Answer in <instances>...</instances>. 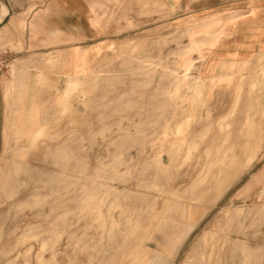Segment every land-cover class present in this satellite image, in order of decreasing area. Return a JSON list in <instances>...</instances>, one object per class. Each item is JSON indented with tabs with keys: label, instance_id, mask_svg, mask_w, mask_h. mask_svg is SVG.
<instances>
[{
	"label": "rangeland",
	"instance_id": "obj_1",
	"mask_svg": "<svg viewBox=\"0 0 264 264\" xmlns=\"http://www.w3.org/2000/svg\"><path fill=\"white\" fill-rule=\"evenodd\" d=\"M181 23L111 46L101 72L83 75L45 102L26 131L12 115L11 133L0 142V264H108L114 255L115 264H146L149 249L150 258L167 253L160 264H241L244 257L233 248L244 241L256 254L253 264H264L258 73L241 69L219 80L202 72L209 49H196L190 76L201 75L208 85L201 93L193 81L188 92L178 51L193 24ZM8 45L0 40V76H10ZM251 112L255 123L248 121ZM246 128L255 136L247 137ZM174 143L179 150L171 153ZM108 189L121 206L113 219L129 214L141 232L121 252L123 233L117 229L108 240L97 212L84 206L94 192L106 216Z\"/></svg>",
	"mask_w": 264,
	"mask_h": 264
},
{
	"label": "crops",
	"instance_id": "obj_2",
	"mask_svg": "<svg viewBox=\"0 0 264 264\" xmlns=\"http://www.w3.org/2000/svg\"><path fill=\"white\" fill-rule=\"evenodd\" d=\"M3 3L11 14L0 28V40L9 43L6 50L12 62L10 76H0V142L11 133L12 115L23 125L20 131H26L29 117L38 116L45 102L76 80L82 82L83 75L100 73L111 46L138 40L145 31L173 21L192 25L217 20L219 39L205 54L202 72L228 78L241 69L258 73L253 80L259 92L254 104L260 107V115L264 114V0H5ZM3 3L0 1V12ZM148 42L155 43V38L150 35ZM147 56L155 57L154 45ZM195 57L199 59L197 53ZM253 114L247 119L255 123ZM263 126L260 123V132L264 131ZM246 132L247 137L255 136L252 129L246 128ZM258 137L263 139L259 143L262 149L264 133Z\"/></svg>",
	"mask_w": 264,
	"mask_h": 264
},
{
	"label": "bare ground",
	"instance_id": "obj_3",
	"mask_svg": "<svg viewBox=\"0 0 264 264\" xmlns=\"http://www.w3.org/2000/svg\"><path fill=\"white\" fill-rule=\"evenodd\" d=\"M3 2H4V0H2ZM13 12V11H12ZM8 14H9V11L7 10V8L5 7V5L3 6V8L1 9V12H0V21H2L3 19H5L7 16H8ZM141 17V16H140ZM215 21H217V20H215ZM215 21H213V20H208V21H205V22H202V23H196V24H193L192 26H190V28H187V29H189V32L187 33V34H185V35H182V37H184V36H187L188 37V43L184 46V47H180V49H179V56L182 58V59H185V65H184V69H185V71H186V74H184V75H186V79H184L185 80V82H184V80H181L180 82H184L185 83V89L189 92V91H191L192 90V88H193V85H194V82L193 81H196L197 80V82L198 83H200L201 84V86H200V91H201V93H203V89H204V84H205V81H204V79H202V77H201V75H199V76H197L196 77V79H195V77L193 78L192 76H190V70H192V67L194 66V60H193V58H190V55H191V53L193 52V51H195L196 49H212V48H214L216 45H217V42H218V39H219V34H218V31H216V29L218 28V25H217V23L215 22ZM187 27V26H186ZM12 29V28H11ZM186 29V28H185ZM176 32V31H175ZM174 36H175V34H174ZM115 48V47H114ZM207 53V52H206ZM205 54V53H204ZM204 56V55H203ZM201 56H199V58H200ZM205 57V56H204ZM256 57V56H255ZM202 58V57H201ZM204 59V58H203ZM252 61V60H251ZM143 62H147V61H143ZM239 62V61H238ZM244 62V61H243ZM223 63V62H222ZM246 63V62H245ZM174 65V64H173ZM227 65V64H226ZM233 65V64H232ZM176 67V66H175ZM170 69V68H169ZM220 71V70H219ZM224 71V70H223ZM227 71V70H226ZM170 72H172L173 74H175V75H178V74H180L181 73V71H180V69H171L170 70ZM185 73V72H184ZM200 74V73H199ZM220 74V73H219ZM222 74V73H221ZM224 75V74H223ZM211 77V76H210ZM215 77H217V75L215 76ZM195 79V80H194ZM227 79V77L226 76H219V80H226ZM211 80H215V78H213V79H211ZM155 81V80H154ZM196 82V83H197ZM183 83V84H184ZM148 84V83H147ZM207 85H208V83H206ZM205 84V85H206ZM170 85V84H169ZM182 85V84H181ZM161 86V85H160ZM199 86V85H198ZM197 86V87H198ZM143 87V86H142ZM180 87H184V85H182V86H180ZM115 88V87H114ZM195 89H196V87H195ZM228 89V88H227ZM132 91V90H131ZM159 91V90H158ZM176 91V90H175ZM197 92V91H196ZM195 92V93H196ZM131 93V92H130ZM181 93V92H180ZM200 93V94H201ZM205 93V92H204ZM176 94V93H175ZM197 94V93H196ZM195 94V95H196ZM165 95V94H164ZM191 95V94H190ZM189 95V96H190ZM194 94H193V96H195ZM157 96V95H156ZM162 96V95H161ZM192 96V97H193ZM199 95H197V97H198ZM159 97H160V95H159ZM191 97V98H192ZM120 98V97H119ZM166 98V97H165ZM195 99V98H194ZM197 99V98H196ZM164 101V100H163ZM167 101V100H166ZM165 101V105L167 104V102ZM191 101V100H190ZM198 101V100H197ZM59 102V101H58ZM44 103V102H43ZM181 104V103H180ZM187 107V106H186ZM227 107V106H226ZM177 108H178V106H177ZM195 108V107H194ZM198 108V107H197ZM174 109H176V107L174 108ZM183 110V109H182ZM181 110V111H182ZM168 112H169V110H167ZM226 111V110H225ZM164 112V111H163ZM167 112V113H168ZM185 112H186V110H185ZM188 112V111H187ZM173 113V112H172ZM195 113V112H194ZM146 115H148V114H146ZM192 116V115H191ZM31 118V117H30ZM37 118V117H36ZM40 118V117H39ZM188 118V117H187ZM192 118V117H191ZM65 119V118H64ZM168 120V119H167ZM71 121V120H70ZM170 121V120H169ZM168 121V122H169ZM188 121L190 122V118L188 119ZM130 124V123H129ZM166 124H168V123H166ZM189 124V123H188ZM165 127V126H164ZM41 128V127H40ZM43 129V128H42ZM171 129V128H170ZM180 130V129H179ZM45 131V130H44ZM164 132V131H163ZM174 132V131H173ZM168 134V133H167ZM167 134H165V135H167ZM176 134V133H175ZM179 134H181V133H179ZM179 134L177 135V136H179ZM253 134V133H252ZM32 136L33 135H35V133H33V134H31ZM79 135V134H78ZM109 135V134H108ZM172 135H173V133H172ZM254 135V134H253ZM169 136H171V134L169 135ZM28 137V136H27ZM180 137V136H179ZM33 138V137H32ZM172 138V137H171ZM170 138V139H171ZM38 140V139H37ZM36 140V141H37ZM165 140V139H164ZM163 140V141H164ZM31 142H34V141H31ZM251 143V142H250ZM259 144V143H258ZM257 144V145H258ZM34 145V144H33ZM164 145V144H163ZM92 146V145H91ZM253 146V145H252ZM260 146V145H259ZM179 148V144H177V143H174L171 147H170V149H169V151L171 152V153H176V152H178V149ZM247 148H248V146H247ZM27 149V148H26ZM25 150V149H24ZM253 150V149H252ZM254 150H256V149H254ZM256 152V151H255ZM254 152V153H255ZM260 152V151H259ZM248 153V152H247ZM256 153H258V152H256ZM252 154V153H251ZM251 154H250V159H251ZM34 159V158H33ZM222 164H224L223 162H222ZM107 167V166H106ZM205 170V169H204ZM224 170V169H223ZM112 172V171H111ZM220 172H223L222 171V169L220 170ZM110 174H112V173H110ZM113 174H116V172H113ZM104 181V180H103ZM154 188H156V187H154ZM114 192H113V190H111V189H108V191H107V209H106V216H104V212H102L101 211V208H100V203H99V201H98V198L94 195V192H92L91 193V196L90 197H88L87 199H88V201L86 202V203H84V206H91L92 207V209L93 210H95L96 212H97V214H98V216L100 217V219H98L99 221H101V226L106 230V232H107V238H108V240H112L113 239V235H114V232L118 229V231H120V233H123V235H124V245H122L121 247H120V251L119 252H121V251H124V249L127 247V245H126V243L128 242V240H130L132 237H134V236H138V235H140V231H139V225L133 220V218L129 215H126V213H124V212H122V215H121V218H120V220L119 221H116V220H114L113 219V210H115V209H119V208H121V206L117 203V201H116V197L115 198H113L112 197V194H113ZM122 198V197H121ZM181 198V197H180ZM188 199V198H187ZM179 200V199H178ZM191 200V199H190ZM192 203V202H191ZM200 204V203H199ZM83 206V207H84ZM175 206H176V204H175ZM174 206V207H175ZM170 208H172V207H170ZM244 210V209H243ZM242 210V208L241 209H238L237 210V213L238 214H241V212L243 211ZM229 211H230V209H229ZM229 211H228V213H229ZM226 214H227V212H226ZM156 215V214H155ZM227 215H229V214H227ZM242 216V215H241ZM154 217V216H153ZM187 218V217H186ZM151 219V218H150ZM154 218H152V220H153ZM160 220V219H159ZM166 220V219H165ZM167 221V220H166ZM171 222V221H170ZM195 222H197V221H195ZM166 222L164 221L163 223H162V226H164V224H165ZM190 223V222H189ZM188 223V224H189ZM183 224H185V223H183ZM192 225V224H191ZM126 227V230H124V229H122V227ZM194 226V225H193ZM100 227V226H99ZM146 227V226H145ZM187 227H189V226H187ZM191 227V226H190ZM195 227V226H194ZM189 229V228H188ZM241 229V228H240ZM189 231H190V229H189ZM188 230H187V232H189ZM210 231H212V229H210ZM215 231V230H214ZM91 232V231H90ZM182 233V232H181ZM190 233V232H189ZM104 234V233H103ZM210 234H212L211 232H210ZM244 234V233H243ZM188 235V234H187ZM215 235V234H214ZM227 235V234H226ZM59 236V235H58ZM184 236H185V233H184ZM209 236V235H208ZM211 236V235H210ZM209 236V237H210ZM232 236V235H231ZM120 237V236H119ZM209 237H207V238H209ZM226 237V236H225ZM228 237V236H227ZM176 238L178 239V237L176 236ZM183 238V237H182ZM218 238H220V237H218ZM232 238V237H231ZM239 238H240V236H239ZM244 238V237H243ZM247 238V237H246ZM146 239H148V237H146L145 239H144V241L146 240ZM155 239H157V238H155ZM160 239V238H159ZM186 239V238H185ZM222 239V238H221ZM233 239V238H232ZM218 240V239H217ZM149 241V240H148ZM147 241V242H148ZM183 242V241H182ZM244 242H246L247 243V241H244ZM244 242H242V243H240V242H238V243H236L235 245H234V248H233V251L236 253L237 251H239L242 255H243V257H244V259H243V261H242V263L241 264H253L254 263V260H256V254L254 253V252H252L251 250H250V247L246 244V243H244ZM133 243H134V241H133ZM179 243V242H178ZM178 243H176V246L178 245ZM201 244H202V242H200ZM181 244V243H180ZM179 244V245H180ZM175 245V244H174ZM182 245V244H181ZM197 245H200L199 243L197 244ZM196 245V246H197ZM203 245V244H202ZM217 245V244H216ZM227 245V244H226ZM225 245V246H226ZM47 245L45 244L44 245V247H46ZM183 246V245H182ZM147 247V246H146ZM151 247V246H150ZM173 247V246H172ZM171 247V248H172ZM198 247V246H197ZM220 247V246H219ZM227 247V246H226ZM149 248V247H148ZM175 248H177V247H175ZM264 248V247H263ZM166 249V248H165ZM179 249V248H178ZM215 249V248H214ZM150 250L151 249H149V250H145L144 252H145V261H146V264H160V259H164V258H166L168 255H167V253H164V251H155V252H153V258H150V257H148V255L149 254H151V252H150ZM174 250V249H173ZM153 251H154V249H153ZM196 251V250H195ZM226 251V250H225ZM263 251V250H262ZM143 252V253H144ZM168 252V251H167ZM171 252V251H170ZM207 252H208V250H207ZM216 252V251H215ZM214 250H213V253L212 254H210V257H211V255H213L214 253ZM222 252V251H221ZM177 253V252H176ZM193 253H194V251H193ZM198 253V252H197ZM196 253V254H197ZM113 254V253H112ZM171 254H172V252H171ZM224 254V253H223ZM190 255V254H189ZM191 255H193L192 253H191ZM222 255V254H221ZM123 257H125V254L123 253ZM194 257V256H193ZM213 258H214V256H213ZM224 258V257H223ZM117 259H118V257L117 256H111L110 257V260H109V263L108 264H115V262L117 261ZM142 259H143V256H142ZM141 259V260H142ZM215 259V258H214ZM219 259V258H218ZM221 259V258H220ZM227 259V258H226ZM140 260V261H141ZM156 260H158V261H156ZM196 260V259H195ZM224 260V259H223ZM122 261V260H121ZM120 261V262H121ZM215 261V260H214ZM162 262V261H161ZM210 262V260L209 261H207V263H209ZM237 262H238V260H237ZM164 262H162L161 264H163ZM203 263V262H202ZM143 264V263H142ZM186 264V263H185ZM203 264H205V263H203Z\"/></svg>",
	"mask_w": 264,
	"mask_h": 264
},
{
	"label": "water",
	"instance_id": "obj_4",
	"mask_svg": "<svg viewBox=\"0 0 264 264\" xmlns=\"http://www.w3.org/2000/svg\"><path fill=\"white\" fill-rule=\"evenodd\" d=\"M4 1H5V0H4ZM10 14H11V10H10L9 15H8V16H7V17H6V18L0 23V28L8 22L9 17H10Z\"/></svg>",
	"mask_w": 264,
	"mask_h": 264
}]
</instances>
